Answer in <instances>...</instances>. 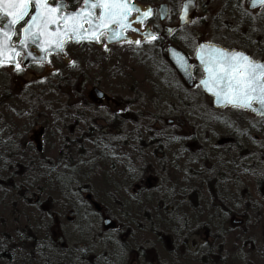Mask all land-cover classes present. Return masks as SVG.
I'll return each instance as SVG.
<instances>
[{
    "label": "rangeland",
    "instance_id": "374dc122",
    "mask_svg": "<svg viewBox=\"0 0 264 264\" xmlns=\"http://www.w3.org/2000/svg\"><path fill=\"white\" fill-rule=\"evenodd\" d=\"M183 2L156 0L153 5L158 8L168 4L166 21L174 25ZM246 4L249 5V0ZM216 12L214 3L205 8L200 3L195 19L181 27L174 37L179 48L187 46L195 52L200 43L221 39L216 32L221 29L215 28ZM262 13L263 10L255 11L254 16L260 17ZM255 32L256 40L264 45L261 35L264 31L256 25ZM76 48L68 56L70 66L61 64L60 69L61 74L71 71L70 83L75 90L83 80L87 82L78 96L67 91L62 80H38L35 75L16 77L5 67L0 68V83L10 87L9 92L14 94V99L4 102V125H0V244L9 243L7 257L1 258L0 264H44L35 254L37 260L30 261L29 241L39 245L40 240L47 244L60 239L75 250L79 260L83 255L105 254L100 251L105 243L107 252L112 249L111 254L120 253L117 244L121 241L122 248L127 241L125 232L132 221L145 223L148 231L134 232V238L127 242L135 250L145 248L152 261L157 256L164 264H204L206 259L207 264H215L212 254L221 252L218 259L224 264H264L253 253L254 246L264 250V196L260 195L256 182L240 179L236 170L234 175L238 178L226 181L225 185H216L210 175L208 182L199 180L195 170L200 164L193 160L198 147L212 151L218 137L231 136L237 130L245 135L242 139L248 146L245 149L251 150L253 138L262 132L249 137L246 134L252 128L264 127L260 117L234 109L215 110L212 100L199 88L186 86L187 92L181 93L184 97L178 102L173 97L177 82L166 76L173 70L165 62L158 63V57L161 54L164 57L165 53L154 42L113 48L110 53L113 59L120 60L118 65L112 59H104L106 54L101 53L100 59V53L97 57L91 53L85 56V47ZM116 78L120 84L117 88L113 86ZM121 83L135 89V104L128 110L132 111L134 125L129 134L118 138L113 119L125 116L126 101L130 99ZM97 84L103 97L95 92ZM24 92L34 100L20 98ZM37 103L41 107L34 110L32 106ZM175 105L183 108L182 117L194 120V124L183 126L181 136L178 134L180 139L176 138L180 129L164 124L162 118L154 128H146L153 119H143L142 114L171 118L178 116L176 111H169ZM141 122L145 127L134 129ZM135 133H140V141H145L141 147ZM154 137L157 142H152ZM79 143L81 147H77ZM129 144L138 145L134 148L136 154ZM143 146L146 159L137 154ZM148 175L153 179L150 188L132 192L135 184ZM156 180L158 184L154 186ZM80 188L84 197L77 194ZM174 198L177 201H172ZM169 203L176 206L170 207ZM166 208L186 214L188 227L177 235L175 229L180 225L163 214ZM91 209L95 211L88 215ZM105 219L113 221L116 227L105 230ZM121 224L124 226L120 231ZM149 230L165 234L163 245ZM228 234L225 245L217 241ZM114 241L113 248L110 242ZM24 242L25 247H20ZM184 242L189 245L186 247ZM145 254L140 259L131 255L124 264H142L147 259ZM114 255L116 262L118 256Z\"/></svg>",
    "mask_w": 264,
    "mask_h": 264
},
{
    "label": "trees",
    "instance_id": "16d2710c",
    "mask_svg": "<svg viewBox=\"0 0 264 264\" xmlns=\"http://www.w3.org/2000/svg\"><path fill=\"white\" fill-rule=\"evenodd\" d=\"M143 3H148V4H153L156 0H141ZM199 3H201L202 7H207V4L210 5V3H214L218 9L217 16H216V25L215 28L217 29H221V31H216L217 35H219V37L221 39H219L218 41H214L213 43L222 45L226 48H229L228 45H232L234 46L233 49H237V50H242L246 53H248L249 55H251L253 58H260V57H264V45H260L259 42L256 40V32H255V28L256 25L259 26L260 29H262L264 31V13H262L260 17L254 16V12L255 11H251L249 9V5L246 4V0H199ZM259 10H263L264 8H261ZM257 10V12L259 11ZM247 13V14H245ZM228 27V29H227ZM227 30L228 32H225ZM262 38H264V33L261 34ZM230 42V43H229ZM232 49V48H229ZM161 57V58H160ZM158 57V60L160 64L162 63H166L167 65H169V63L166 61V57L161 54V56ZM173 70V69H172ZM10 87L7 86H3L0 83V125H4V120H3V112L2 110L4 109V102L10 99H14L12 98L14 94L9 92ZM8 93V94H7ZM27 93V92H26ZM22 96H25L27 99H30V96H27L24 92V94L20 95V98H22ZM17 98V97H15ZM30 100H34V99H30ZM38 101V100H35ZM6 106V104H5ZM37 107H41V105L39 103L35 104V106H32V108L35 110ZM178 117L180 118V120L185 122V125L188 124V126H190L189 123H193L194 120H191L190 118H187L186 116L182 117V113H183V108L182 109H178L176 110ZM242 113H246V112H242ZM141 117L143 119H146V117H148V119H153V121H149L148 125L146 126V128L148 130H150L152 127L154 128L156 121H160L161 118L162 120H164V117H159L157 118L155 115L152 114H142ZM168 119V118H166ZM261 121L264 123V118H260ZM144 122L138 123L136 124V126L134 127V129L138 130L141 129L142 126L145 127V123L144 125L142 124ZM196 123V122H195ZM194 124V123H193ZM184 125H182L181 129H183ZM186 126V128L188 127ZM263 128V130H262ZM259 128L258 130L256 128H252V131L246 134V137L252 136L253 133L255 132H262L261 135L257 134L256 137L259 138V140H256L253 138L254 143L253 146L251 147V150H246L245 148L248 147L247 145L244 144V142H242V139L245 138L244 133L240 134L237 130L233 131L231 136L228 137H224V136H220L218 137V140L216 142V146H213L212 151L207 150L206 148L203 147H198L196 149V156H193V160L196 164H200V167L197 168L195 171L197 174H199V180L204 179L205 182H208V180L211 177V180H215V183L217 185V183L225 185L230 179L233 178H238V176L234 175V170L239 171L240 172V179H244V180H254L257 184V188L260 191V195L264 196V127ZM136 134V133H135ZM140 133L136 134V138L138 141V145L141 144H145V141H140L142 139V136H138ZM166 135V134H164ZM185 135V134H184ZM260 135V136H259ZM168 137H170V135H167ZM181 136V135H180ZM191 136V135H189ZM131 137V136H130ZM184 137H188V136H183ZM255 137V138H256ZM2 138V137H1ZM132 138V137H131ZM4 139V138H2ZM133 140V142H135L136 140ZM190 139V138H189ZM152 142L155 141L157 142L158 140L156 139V137H154L153 139H151ZM187 140V139H184ZM165 141H168L165 140ZM132 142V143H133ZM131 143V144H132ZM77 147H81L82 145L76 144ZM135 145L133 147V145H128L129 148H131V150L133 151V154H136L134 151V148L136 149ZM1 146V145H0ZM222 149V150H220ZM220 150V151H219ZM233 150H236L239 153H234ZM243 150V151H242ZM146 151L145 146H143L142 150H140L137 154H139V157H142L143 159H146V154H143V152ZM146 153V152H145ZM177 159V158H175ZM201 161V162H200ZM147 163V160H146ZM228 164L232 165L229 166ZM210 175V177H209ZM149 175L144 177V179L139 180V184H135V189L134 193H136L137 189L140 190L142 187H145L146 189H149V182H153L152 176L149 177ZM156 179H158L156 177ZM133 182V181H132ZM158 184L157 180L154 183V186H156ZM153 186V187H154ZM13 187V186H11ZM140 187V188H139ZM152 187V188H153ZM77 194L83 195L82 197H84V193L83 191H81L80 189H77ZM138 193V192H137ZM181 196V194H180ZM184 197V196H183ZM133 198V195H132ZM264 199V198H263ZM172 201H177L175 198ZM88 202V201H87ZM136 202V201H135ZM139 202V201H138ZM169 206H176V204L174 203H169ZM174 208H178V207H174ZM92 210V209H91ZM88 210V215H93V210ZM95 211V210H94ZM175 212H171L169 211L167 208L164 211V215H168L169 218L172 219L173 223H176V225H180L178 227H176V235L178 234L179 230L181 231L182 229H186L188 227V223H186V214L185 213H180L178 212L176 209L174 210ZM72 212V210H71ZM129 219V218H127ZM116 220V219H115ZM117 221V220H116ZM188 221V220H187ZM131 227L129 226L127 232V241L132 238H134L135 235L134 232L138 231L141 232H146L148 231L145 228V223L142 224H134V222L132 221V223H130ZM123 224H121L120 226V231L121 229H123L122 227ZM124 226V225H123ZM140 226V227H139ZM182 226V228H181ZM103 229V227H102ZM201 228H199L200 230ZM133 231V232H132ZM103 232L105 233V230L103 229ZM151 234H153L156 237L157 242L161 243V245H163V241L162 238L165 235L161 230L160 231H150ZM117 234H119V231L117 232ZM230 234H228L226 237L224 236L223 238H218L217 241L220 244H225L227 241V237ZM36 236V235H35ZM37 237V236H36ZM125 242L124 244H122V248H121V241L118 242L117 246H119L120 248V253H114L117 254L118 259H116L117 261L114 262V254L112 253V249H109V252H107L108 247L107 244L105 243L104 248L100 249L103 250V252H105V254L100 255V254H94V255H90V256H81L80 260L77 259V257L75 256V250H73L72 247L68 246V244L64 241V242H60V239H56L52 241H49L46 243H44V240H40L39 245L34 243H31L30 241L27 243V248H29L30 250V261H34L37 260V258L34 256V254L38 257L39 261H42L44 264H59V263H63V264H124L126 262H129L131 259V255L133 256L134 254L136 256L140 258H142V255H144L145 252V248H140L139 250H135L133 248V246L130 247V244L128 242ZM4 245L2 246L0 244V259L3 258L4 256L7 257L5 254H7V244H9L7 241L6 243L3 242ZM120 243V244H119ZM111 247L113 246V248L116 246L115 245V241L114 242H110ZM183 245V244H182ZM20 247H25V242L24 243H20L19 245ZM167 246V245H166ZM210 247V246H209ZM110 248V247H109ZM206 248L208 249V245H206ZM1 249H6L4 252ZM253 253H256L257 257L261 260V262L264 261L263 258V251L259 250V248H253ZM210 250L213 251L210 247ZM221 250L223 251L224 248H221ZM33 251V253H32ZM207 251V250H206ZM38 253V255H37ZM182 253V251L180 252ZM33 254V256H32ZM213 257L216 260L215 264H224L225 261H221L219 258V256L221 255V252H216L214 254H212ZM145 256L147 257V255L145 254ZM191 257H193V254H190ZM143 258H145L143 256ZM204 262V261H203ZM33 264V263H32ZM142 264H164L162 263V261L155 256V260L152 261L151 259H149L147 257V259L145 260V262H143ZM204 264H207V259L205 261Z\"/></svg>",
    "mask_w": 264,
    "mask_h": 264
},
{
    "label": "snow or ice",
    "instance_id": "6c2138e0",
    "mask_svg": "<svg viewBox=\"0 0 264 264\" xmlns=\"http://www.w3.org/2000/svg\"><path fill=\"white\" fill-rule=\"evenodd\" d=\"M257 4L264 8V0H253V6ZM67 8L65 0H0V24L3 25L0 27V66L8 63L21 70L17 60L20 52L12 44V38L16 35L15 26L22 22L20 47L26 48L31 42L47 52L53 46L62 49L69 38L77 42L85 39L99 42L105 30L110 38L119 37L131 26L129 17L133 11L140 14V9L130 0H84V7L76 12H68ZM150 15V10L142 13L143 17ZM111 25H118L120 32L113 31ZM200 59L206 65L209 79L203 83L209 91L226 105L264 114V62H256L243 52L203 46ZM253 104L260 108H253Z\"/></svg>",
    "mask_w": 264,
    "mask_h": 264
},
{
    "label": "flooded vegetation",
    "instance_id": "af4514ba",
    "mask_svg": "<svg viewBox=\"0 0 264 264\" xmlns=\"http://www.w3.org/2000/svg\"><path fill=\"white\" fill-rule=\"evenodd\" d=\"M51 2V0H50ZM65 2L68 5L67 11L68 12H76L78 10H80L81 8L84 7V0H65ZM130 3L132 4H138L143 11H146L148 9V7L152 8V16L151 18H149L148 20L144 21V23H142L141 25H134L135 30L132 29H125L124 30V34L128 37H130V39L132 40V43H129L128 41H124V42H120V43H115V44H109L107 42L108 39V32L104 31V35L101 36L100 41L95 43L89 40H81L80 42H75L74 38H69L67 39V41L65 42V44L63 45L61 52H53L50 49L47 52L42 51L36 44H32L29 43V45L25 48V49H20V55L17 57V60L19 61L20 65H21V70L17 71L15 66L11 67L10 64H4L3 66H0V68L5 67V69H7L8 73L18 77V76H29V75H35L37 76L38 80L39 79H48V78H52V79H58V80H62V84L64 83V86H67L66 88L68 89L67 91H69L70 93H74V95L80 94L83 91V88H85L87 86V82L85 80H83L81 83H79V88H77L75 90V88H72V84L71 82V71L65 72L63 74H61V69H60V65L63 64V67L65 66H70L71 64V57H68L69 55H73L72 54V50L74 51V49H77L76 47L78 46H83V48L85 47V51L83 52V54L85 56H87V54H93L95 57H97L99 54V56L101 55V53L106 54L104 59H112L114 62V65H118L120 62V60L118 58L113 59L114 57H112V54L110 53V51L115 48V47H119V46H123V45H146L150 42H154L156 44H158L163 52L165 53V57H166V61L169 63V66L171 67V69H173V72H169L168 74H166V76L170 75L172 76V78L174 77L176 82L175 83V93L173 94V97L176 98V100L179 102L182 97L181 93H185L187 92V89H193V88H199L201 90V92L203 94H205L200 86V81L201 79H203L204 77V73L202 68L198 65L197 61H196V54H197V50L198 47L204 43H200L199 46L197 47V50L194 52V48H188L187 46H185L184 48H179V43L178 41L174 40L175 35L178 33V31L180 30L181 27H178L179 24V16L177 17V23L176 24H168L167 23V18L162 21L160 19V15H159V9L160 6L157 8L156 6H154L153 4H146L143 3L141 0H130ZM168 6V4H167ZM200 6L199 0H196V7L194 9V14L192 16V20L195 19V17L197 16L198 13V7ZM170 12V7L168 6V15ZM95 14L98 17L99 16V10H95ZM138 17L137 13H132V20H135ZM6 21H4L5 23ZM3 25L0 24V27H2ZM23 26V22L21 23V25H18L15 27V31H16V35L12 38V44L14 46H16L17 44L20 43V40L23 38L22 35V31L21 28ZM85 27H87V25H85ZM149 27L151 29V31L156 35V39L155 40H147L144 38L143 33H145L146 28ZM184 27V26H183ZM53 31L55 29H52ZM168 33H171V35H167ZM136 41H139V43L137 44ZM209 43V42H208ZM214 44V43H213ZM54 47V46H53ZM52 48V47H51ZM170 48H175L177 50H180L181 52H183L189 59L190 63L192 64V73H193V84L191 86H189L186 81L183 79V77L181 76V74L179 72H177V70L174 68V66L171 64V62L168 59V51ZM31 53V56L27 55V53ZM42 52H44V61H41L40 59L42 58ZM163 53V54H164ZM102 54V55H103ZM250 57L254 60V61H261L264 62V57H260V58H253L251 55ZM101 59V56H100ZM71 69V68H70ZM64 72V70H63ZM78 75V74H76ZM120 75H126V74H120ZM116 77H118L117 75H115ZM74 79H78V77H73ZM115 84H113V86H115L116 88L120 85H118L117 83V78L115 79ZM78 84V82H77ZM76 84V85H77ZM122 85V83H121ZM186 86L188 87L186 89ZM122 87H124L127 91V93H129L128 95L130 96V99L128 98V100L126 101L127 107L125 108V111L127 110V113L125 114V116L122 115L121 119L118 120L117 118L113 119V124L116 127L115 129V133L117 132V137L120 138V136H124L126 134H129V132L131 131V129H133V125L134 122L132 121V111H128L129 109H133L134 106V96H135V89L132 88L130 89V86H127L125 84L122 85ZM95 88H99L98 84ZM58 91V89L56 90ZM144 93V92H143ZM107 95L105 96L106 99ZM208 97V96H207ZM210 100H212L210 97H208ZM87 104V103H86ZM85 104V105H86ZM213 107V105H212ZM86 109V108H85ZM179 108L175 105L174 107H172L169 111H176ZM229 109V108H226ZM229 110H233V109H229ZM236 110V109H234ZM241 111V110H239ZM244 112V111H242ZM163 123L175 128V129H180L178 130L177 133V139H180L181 137L178 134H182V130L181 127L182 125H185V122L180 120V118L175 115L172 116L171 118L168 119H164ZM165 127V126H164ZM114 133V135H115ZM133 133V131L131 132V134ZM101 135L103 136L104 134L101 133ZM112 136V138H114L115 136ZM129 136V135H128ZM256 140H259L258 137L255 138ZM185 246L187 247L189 245V242H184ZM184 244L182 246H184ZM225 245V244H224ZM181 246V247H182ZM198 248V247H197Z\"/></svg>",
    "mask_w": 264,
    "mask_h": 264
},
{
    "label": "water",
    "instance_id": "95a60500",
    "mask_svg": "<svg viewBox=\"0 0 264 264\" xmlns=\"http://www.w3.org/2000/svg\"><path fill=\"white\" fill-rule=\"evenodd\" d=\"M249 1H250L249 9L251 11H256V10H259L260 8H262L258 4L254 7L253 6V0H249ZM134 5H136V7H138L140 9V14L137 13L139 15V19L137 17L135 20H132V14L130 15L129 23H130L131 26L129 28H127V29H132V30H135L134 25H141L142 23H144V21L148 20L152 16V8L151 7H148V9L146 10V11L150 10L151 11V15L149 17H143L142 13L145 12V11H143L142 8L138 4H134ZM195 7H196V0H185L183 2L182 7H181L180 16H179L178 27H183V26H186V25L191 23ZM133 13H136V12L133 11ZM159 15H160V19L162 21H164L167 18V16H168V6H167V4H162L160 6ZM16 26H18V25H16ZM110 28L113 31H116L117 33L120 32V29H119L118 25H111ZM105 31H107V30H105ZM167 35H171V33H168ZM143 36L147 40H153V39H151L152 36L156 37V35L151 31V29L149 27L146 28L145 33H143ZM74 41L77 42L75 39H74ZM124 41H132L130 39V37H128V36H126L124 34V30H123L122 35H120L119 37H111V38H110V33L108 32L107 42L109 44H115V43H120V42H124ZM92 42L97 43L96 41H92ZM202 46L204 48H218V49H222V50L227 51V52L238 51V52H243L246 55H248V54L246 52H244V51H241V50H229V49H227V48H225L223 46L212 44V43H202L198 47L197 54H196V61H197L198 65L202 68L203 73H204V77L200 81V86H201L202 90L204 91V93L208 97L212 98L213 107L215 109H217V110H221V109H225V108L239 109V110L245 111L247 113H250V114H252V115H254L256 117L264 118V114H262L261 111H253L252 109L235 108V107H233L231 105H226L224 103V101L220 97L216 96L213 91H209L208 88L205 87V84L203 82L208 80L209 76H208V73L205 71L206 65L204 63H202V61L200 59ZM15 47L17 48L18 51L20 49H22L20 47V43L17 44ZM23 49H25V48H23ZM50 50L53 51V52L62 53L61 49H57L55 46L50 48ZM42 53H43L42 54V58L40 60L44 61V58H43L44 52H42ZM168 59L171 62V64L174 66V68L177 70V72H179L181 74V76L186 81V83L189 86H191L193 84V73H192V64L190 63L188 57L183 52H181L180 50H177L175 48H170L169 51H168ZM256 62H261V61H256ZM5 64H8V63H5ZM10 66L14 67L13 64H10ZM209 86H211V84ZM95 92L100 97L104 96V93L98 88L95 89ZM253 108L259 109L260 106L258 104H253ZM88 197H90V196L88 195L87 198ZM88 199H90V198H88ZM115 227H116V224L113 221H111L109 219H105V222H104V229L105 230L106 229L107 230L108 229H112V228H115Z\"/></svg>",
    "mask_w": 264,
    "mask_h": 264
}]
</instances>
